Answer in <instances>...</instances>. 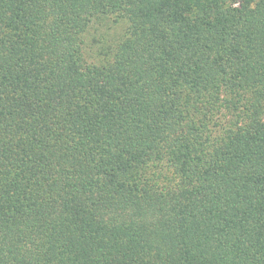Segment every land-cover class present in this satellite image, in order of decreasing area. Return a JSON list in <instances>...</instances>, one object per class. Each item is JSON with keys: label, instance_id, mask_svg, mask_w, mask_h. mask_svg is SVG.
<instances>
[{"label": "trees", "instance_id": "obj_1", "mask_svg": "<svg viewBox=\"0 0 264 264\" xmlns=\"http://www.w3.org/2000/svg\"><path fill=\"white\" fill-rule=\"evenodd\" d=\"M0 264H264V0H0Z\"/></svg>", "mask_w": 264, "mask_h": 264}]
</instances>
